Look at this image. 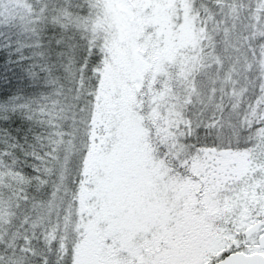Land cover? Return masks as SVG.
Returning <instances> with one entry per match:
<instances>
[{
    "label": "snow or ice",
    "instance_id": "obj_1",
    "mask_svg": "<svg viewBox=\"0 0 264 264\" xmlns=\"http://www.w3.org/2000/svg\"><path fill=\"white\" fill-rule=\"evenodd\" d=\"M0 264H264V0H0Z\"/></svg>",
    "mask_w": 264,
    "mask_h": 264
}]
</instances>
